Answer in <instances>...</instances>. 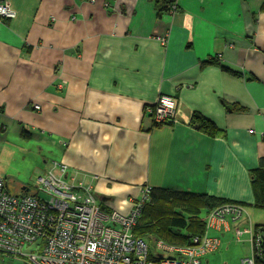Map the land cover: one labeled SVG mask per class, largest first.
Returning <instances> with one entry per match:
<instances>
[{
  "label": "crops",
  "instance_id": "0c3cea01",
  "mask_svg": "<svg viewBox=\"0 0 264 264\" xmlns=\"http://www.w3.org/2000/svg\"><path fill=\"white\" fill-rule=\"evenodd\" d=\"M0 1L15 12L0 20V141L34 140L50 155L42 174L65 164L107 212L129 214L145 187L264 211L252 181L264 159V0H175L161 15L154 0ZM162 95L176 98V120L155 125ZM195 113L221 135L192 126ZM219 231L229 222L207 235ZM236 233L249 255L246 229Z\"/></svg>",
  "mask_w": 264,
  "mask_h": 264
},
{
  "label": "built area",
  "instance_id": "2783aa9c",
  "mask_svg": "<svg viewBox=\"0 0 264 264\" xmlns=\"http://www.w3.org/2000/svg\"><path fill=\"white\" fill-rule=\"evenodd\" d=\"M14 17L10 4L0 1V20ZM158 40L163 46L167 43L166 37ZM33 108L40 110L37 104ZM176 111L177 100L169 95L160 96L148 109L155 125L173 123ZM53 164L59 173L47 170L38 175L29 192H12L0 177V256L26 258L29 264H203V257L219 247L218 239L210 238L207 229L227 219L237 223L244 214L242 206L235 203L216 207L208 213L203 236L193 237L191 245L184 247L159 242L158 247L172 256L150 259L149 246L134 232L150 199V187L143 189L129 214L107 212L98 205L90 186L72 184L67 166ZM249 233L251 253L239 264H264L263 230L253 228Z\"/></svg>",
  "mask_w": 264,
  "mask_h": 264
},
{
  "label": "trees",
  "instance_id": "16d2710c",
  "mask_svg": "<svg viewBox=\"0 0 264 264\" xmlns=\"http://www.w3.org/2000/svg\"><path fill=\"white\" fill-rule=\"evenodd\" d=\"M174 5L175 0H154L158 15L169 13ZM190 124L210 137L221 135L218 127L200 114H193ZM252 177L258 191L254 206L264 208V159L252 171ZM228 203L242 205L207 195L155 188L151 190L150 199L143 206L134 232L140 238L161 241L168 246H188L191 245L193 237H201L205 233L206 223L201 215ZM259 228L262 229V226H255V230ZM149 258L155 259L156 256L149 252Z\"/></svg>",
  "mask_w": 264,
  "mask_h": 264
},
{
  "label": "rangeland",
  "instance_id": "374dc122",
  "mask_svg": "<svg viewBox=\"0 0 264 264\" xmlns=\"http://www.w3.org/2000/svg\"><path fill=\"white\" fill-rule=\"evenodd\" d=\"M40 144H37L34 140L27 139L25 137H19L17 135L7 139V141H0V177L6 179L10 185H21L29 188H33L36 183V177L43 173L44 162L46 159L50 160L48 152H42L39 150ZM11 191L15 193H21L22 190H15L11 186ZM256 213L258 216H256ZM255 215V216H254ZM205 217V215H202ZM264 211L253 210L250 212V216L245 212L242 219L233 223L230 219H227L231 225V231H219L218 250L215 252H209L203 259V264L208 261L209 264H238L240 259L245 254L246 243L237 240L236 229H246L247 234L243 239L251 238L250 229L255 223H263ZM216 231L214 228L209 230L211 237L215 236ZM221 235H224L222 237ZM145 242L149 246L150 253L155 255L172 256V253L161 249L154 240L144 238ZM0 264H29L26 258H10L6 256H0Z\"/></svg>",
  "mask_w": 264,
  "mask_h": 264
},
{
  "label": "water",
  "instance_id": "95a60500",
  "mask_svg": "<svg viewBox=\"0 0 264 264\" xmlns=\"http://www.w3.org/2000/svg\"><path fill=\"white\" fill-rule=\"evenodd\" d=\"M22 190L25 192H29V189L28 188L26 189L25 187H23Z\"/></svg>",
  "mask_w": 264,
  "mask_h": 264
}]
</instances>
